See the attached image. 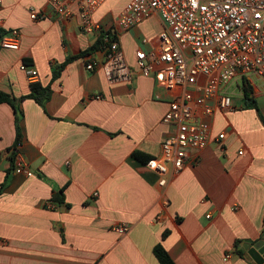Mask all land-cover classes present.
Here are the masks:
<instances>
[{"label": "crops", "instance_id": "0c3cea01", "mask_svg": "<svg viewBox=\"0 0 264 264\" xmlns=\"http://www.w3.org/2000/svg\"><path fill=\"white\" fill-rule=\"evenodd\" d=\"M129 1L106 0L95 19L112 29ZM47 3L0 1V28L20 32L17 50L0 39V91L17 99V111L0 102V264H161L157 244L176 264H255L244 243L252 247L264 235V87L256 83L264 77L228 86L233 108L208 119L211 138L226 137L191 151L161 186L162 175L147 162L174 132L164 120L170 94L137 70L115 84L101 68L87 70L88 58L104 59L101 35L82 30L76 7L65 19ZM32 9L47 16L34 20ZM164 28L154 14L119 33L134 69L137 50L159 49ZM244 80L254 106L244 100ZM35 81L51 84L44 106L23 97ZM18 153L33 176L15 171ZM122 223L130 226L123 235L112 228Z\"/></svg>", "mask_w": 264, "mask_h": 264}, {"label": "built area", "instance_id": "2783aa9c", "mask_svg": "<svg viewBox=\"0 0 264 264\" xmlns=\"http://www.w3.org/2000/svg\"><path fill=\"white\" fill-rule=\"evenodd\" d=\"M105 1L48 0L47 9L69 19L76 7L82 30L101 35L104 59L88 58L87 70L101 68L111 84L131 81L137 70L156 78L170 94L164 120L174 125V132L163 141L160 157L147 162L149 168L162 175L159 184L165 186L170 167L173 173H179L191 151L226 137L219 133L212 139L208 119L218 110L233 108L228 86L247 75L264 77V0H130L112 29L103 28L95 19ZM154 14L165 25L159 34L160 48L137 50L134 69L125 57L119 33ZM46 16L45 9L31 10L34 20ZM1 46L19 49L20 32L10 30ZM22 69L32 78L38 74L27 65ZM15 171L34 175L21 153L16 157ZM164 203L167 205L168 200ZM112 228L122 235L130 230L127 223ZM231 256L227 252L224 260Z\"/></svg>", "mask_w": 264, "mask_h": 264}, {"label": "trees", "instance_id": "16d2710c", "mask_svg": "<svg viewBox=\"0 0 264 264\" xmlns=\"http://www.w3.org/2000/svg\"><path fill=\"white\" fill-rule=\"evenodd\" d=\"M6 34V31L4 29L0 28V39ZM102 41V37H100L98 43H100ZM96 46H94L91 50L95 49ZM90 50V51H91ZM71 59L68 58L67 61H69ZM66 61V62H67ZM65 62V63H66ZM65 63L61 64L59 66V69L57 71H54L53 73V77L52 79H55L59 76L61 69L65 66ZM244 84V100L246 102V104L248 106H254L256 105V101L255 98L252 94V88L250 86L247 85L246 81H243ZM31 89H30V93H28L27 95L23 96V97H29V98H33L35 99L39 104H41L42 106L45 105V103L49 100L51 93H52V88H51V84L48 85H42L40 82L35 81L32 82L30 85ZM9 102L10 104H12V106L16 109L17 111V99H14L12 97H10V95L1 92L0 91V102ZM18 128V125H17ZM20 138H21V132L18 128L17 130V140H16V145L17 143L20 142ZM134 156L138 157V158H143L142 154L140 152H134ZM149 160V159H148ZM4 184H2L0 186V194L3 190ZM62 192V191H61ZM60 193H58L56 195V199L57 200H63L60 196ZM165 235V234H164ZM155 254L158 257V259L160 260L161 264H176L174 259L170 256V254L168 253V251L163 247L162 244H157L154 248ZM240 253H243V249L240 248L239 250Z\"/></svg>", "mask_w": 264, "mask_h": 264}, {"label": "water", "instance_id": "95a60500", "mask_svg": "<svg viewBox=\"0 0 264 264\" xmlns=\"http://www.w3.org/2000/svg\"><path fill=\"white\" fill-rule=\"evenodd\" d=\"M244 249L248 251V257L255 262V264H264V235L263 238L256 242L251 247V241L244 243Z\"/></svg>", "mask_w": 264, "mask_h": 264}, {"label": "rangeland", "instance_id": "374dc122", "mask_svg": "<svg viewBox=\"0 0 264 264\" xmlns=\"http://www.w3.org/2000/svg\"><path fill=\"white\" fill-rule=\"evenodd\" d=\"M256 83H257L260 87H262V88L264 87V81H263V80H261V79H257V80H256ZM233 87H234V86H233ZM233 87H232V88H233ZM232 88H231V90H232ZM233 96L235 97V94H234Z\"/></svg>", "mask_w": 264, "mask_h": 264}]
</instances>
